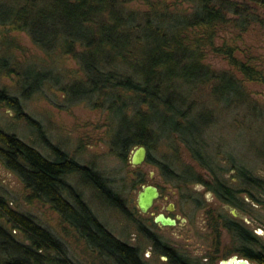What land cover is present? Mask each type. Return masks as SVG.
Here are the masks:
<instances>
[{"label": "trees", "instance_id": "16d2710c", "mask_svg": "<svg viewBox=\"0 0 264 264\" xmlns=\"http://www.w3.org/2000/svg\"><path fill=\"white\" fill-rule=\"evenodd\" d=\"M262 8L264 0H0V25L27 31L48 55H69L79 65L78 73L65 82L63 73L52 68L13 69L21 77L24 97L46 82L61 83L65 104L85 102L106 110L111 145L119 155L134 145H145L149 161L157 142L183 143L190 157L211 175V182L190 164L174 167L173 160L172 169L157 163L164 167L166 178L210 183L222 202L241 211L242 193L264 204L257 196L264 192V177L248 160L250 154L243 159L224 147L227 139L214 146L211 129L224 122L242 137L253 131L251 154L264 155V104L254 100L246 87L247 80L264 81V66L229 43L217 46L216 39L227 24L241 31L253 25L264 29ZM210 51L224 55L230 69L217 70L206 63ZM0 61L3 68L9 67L8 58ZM0 102L23 115L20 98L1 87ZM227 114L234 117L225 122ZM53 149L54 157H49L0 126V159L36 197L52 205L79 241L86 239L92 253L110 264H146L139 248L111 234L70 181L71 174L86 175L111 204L122 205L107 178L59 147ZM232 169L239 186L222 177ZM0 209L25 237L16 238L0 223V264H74L61 238L32 215L10 207L1 196ZM220 218L236 250L264 264V251L253 247L254 232L228 214ZM153 238L173 264H198Z\"/></svg>", "mask_w": 264, "mask_h": 264}, {"label": "rangeland", "instance_id": "374dc122", "mask_svg": "<svg viewBox=\"0 0 264 264\" xmlns=\"http://www.w3.org/2000/svg\"><path fill=\"white\" fill-rule=\"evenodd\" d=\"M261 13L264 17V8ZM225 26L216 39V45L229 43L236 46L241 55L247 54L253 62L264 66V29L253 25L247 31H241L231 24ZM4 57L8 58L6 62L9 67L6 69L0 65V87L20 98L23 115H19L7 103L0 102V126L6 132L17 134L49 157H54L53 148L59 147L78 162L91 167L101 177L107 178V186L119 194L122 205L111 204L106 195L88 183L90 181L86 175H70V181L100 220L122 240L137 246L146 264H173L158 249L153 237L198 264H220L222 259L235 254L246 257L236 250L229 230L221 226L218 221L220 214H228L244 223L257 236L254 249L264 251V204L252 199L249 193H242L241 212L244 217H237L228 209L227 205L230 204L222 202L208 187L210 183L166 178L164 167L157 163L169 164L172 169L170 161L173 160L176 162L174 167L178 164L186 168L190 164L204 180L211 182V175L190 157L183 143L159 141L151 149L149 161L135 166L131 162V155L137 145L132 146L125 155H119L113 149L106 110L89 106L85 102L65 104L60 90L61 83L46 82L32 95H22L21 77L13 69L18 70L23 66L26 72L31 66L37 70L52 68L57 73H63L62 79L65 82L67 76H73L79 70L72 56L59 53L48 55L33 42L27 31L0 25V60ZM205 61L217 70L231 67L224 55L214 51L207 53ZM246 87L254 100L264 104V81L247 80ZM229 117H234V114H227L224 121L227 122ZM225 124L223 122L218 129H211V142L216 146L218 142L227 139V146H224L227 149H233L243 159L246 154H250L248 158L251 159L248 160H251L255 171L264 177V155L257 158L251 154L254 149L250 138L254 136L253 131L251 136L246 132L242 137L238 130ZM240 128L244 130L243 125ZM222 177L234 186L240 185L234 169L225 171ZM146 184L159 186L161 195L148 212H142L137 198ZM0 196L7 200L10 207L32 215L61 238L74 264H110L85 250L78 234L52 205L36 197L20 176L1 159ZM257 196L264 200V192L257 193ZM171 203L174 204L173 210H169ZM160 212L173 217L182 216L187 219V223L181 221L178 225H161L154 220ZM0 223L12 229L16 238H25L19 228H13L1 209ZM250 261L259 264L255 260Z\"/></svg>", "mask_w": 264, "mask_h": 264}, {"label": "water", "instance_id": "95a60500", "mask_svg": "<svg viewBox=\"0 0 264 264\" xmlns=\"http://www.w3.org/2000/svg\"><path fill=\"white\" fill-rule=\"evenodd\" d=\"M148 155V149L145 145H137L133 150L131 155V162L135 166L142 165ZM159 197V189L154 184H146L143 186L142 190L138 193L137 204L142 212H148L153 206L155 200ZM234 216L244 217V214L234 206H227ZM169 210H173V204L169 207ZM155 222L161 225H176L177 220L171 215H166L164 212H160L154 218ZM221 264H252L249 258L239 257L238 255H233L228 259H223Z\"/></svg>", "mask_w": 264, "mask_h": 264}, {"label": "flooded vegetation", "instance_id": "af4514ba", "mask_svg": "<svg viewBox=\"0 0 264 264\" xmlns=\"http://www.w3.org/2000/svg\"><path fill=\"white\" fill-rule=\"evenodd\" d=\"M158 187V189H159V196L161 195V190H160V188H159V186H157ZM159 198V197H158ZM173 204V203H172ZM170 206H171V204H169ZM169 206V207H170ZM228 206V205H227ZM173 208H174V204H173ZM232 213V212H231ZM173 217V216H172ZM176 218V220H177V223H176V225H178L181 221L183 222V224H186L187 223V219L186 218H183L182 216H176L175 217ZM220 219V221H221V218H220V216L218 217V220ZM106 226V225H105ZM109 229V228H108ZM110 230V229H109ZM111 231V232H110ZM109 232L111 233V234H113V235H115V233L112 231V230H110ZM81 242H82V244H81V246L82 247H84V249L85 250H87L89 253H92L93 252V250L91 251L90 249H91V247L88 245V243H87V241H86V239H84L83 240V238L81 237ZM236 255H238V254H236ZM239 256V255H238ZM223 260V259H222ZM221 260V261H222ZM221 264V263H220Z\"/></svg>", "mask_w": 264, "mask_h": 264}, {"label": "bare ground", "instance_id": "6f19581e", "mask_svg": "<svg viewBox=\"0 0 264 264\" xmlns=\"http://www.w3.org/2000/svg\"><path fill=\"white\" fill-rule=\"evenodd\" d=\"M8 132H9V131H8ZM1 198H2V197H1ZM4 200H5V199H4ZM3 202H4V201H3ZM5 202H6V201H5ZM93 213H94V212H93ZM94 215H95V214H94ZM3 219H4V218H3ZM3 219H2V220H3ZM0 225H1V224H0Z\"/></svg>", "mask_w": 264, "mask_h": 264}]
</instances>
